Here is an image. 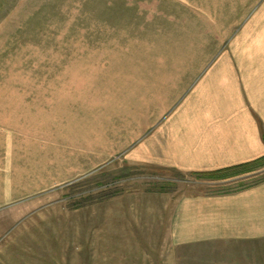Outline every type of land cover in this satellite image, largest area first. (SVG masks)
<instances>
[{
	"label": "rangeland",
	"instance_id": "374dc122",
	"mask_svg": "<svg viewBox=\"0 0 264 264\" xmlns=\"http://www.w3.org/2000/svg\"><path fill=\"white\" fill-rule=\"evenodd\" d=\"M251 21L264 32V0H0V264H264V238L197 240L177 205L260 181L263 163L158 167V129L201 112L197 81ZM161 73L177 89L158 91Z\"/></svg>",
	"mask_w": 264,
	"mask_h": 264
},
{
	"label": "crops",
	"instance_id": "0c3cea01",
	"mask_svg": "<svg viewBox=\"0 0 264 264\" xmlns=\"http://www.w3.org/2000/svg\"><path fill=\"white\" fill-rule=\"evenodd\" d=\"M253 26L257 24L251 21L250 30L255 32L242 38L243 52L219 55L214 68L197 81V86L207 88V95L198 103L201 112L190 117L188 107H184L169 117L167 126L158 129L159 168L210 174L264 158V32ZM194 75L185 72L184 79L190 80L180 83L186 88L184 94L194 84ZM171 77L176 75H158V91L164 86L177 89L179 82ZM159 106L158 124L164 116ZM263 174H250V178ZM177 205L186 207L189 220L200 224L195 227L200 232L191 236L197 240H234L247 245L264 238V181L224 195L188 196ZM178 216L172 220H179Z\"/></svg>",
	"mask_w": 264,
	"mask_h": 264
},
{
	"label": "trees",
	"instance_id": "16d2710c",
	"mask_svg": "<svg viewBox=\"0 0 264 264\" xmlns=\"http://www.w3.org/2000/svg\"><path fill=\"white\" fill-rule=\"evenodd\" d=\"M258 163H263L264 164V158H262V159H260V160H258V161H256V162H254V163H251V164H248V165H242V166H239V167H234V168H231V169H227L226 171H231V170H236V169H240V168H242V169H245V168H248V167H250V166H254V165H256V164H258ZM263 164H261V165H263ZM218 172H225V171H218ZM245 172H250L249 170H246ZM209 176H216L217 175V173H210V174H208ZM211 176V177H212ZM262 181H264V179H262V180H260V181H257V182H255V183H253V184H251V186H253V185H256V184H258V183H260V182H262ZM240 186H243V187H241V189H244V188H246V187H249V186H247V185H240ZM240 190V189H239ZM237 191V190H236ZM235 192V191H234ZM229 193H231V192H229Z\"/></svg>",
	"mask_w": 264,
	"mask_h": 264
}]
</instances>
